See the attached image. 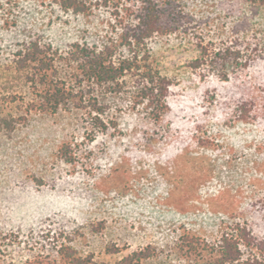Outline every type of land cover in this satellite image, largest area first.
I'll return each instance as SVG.
<instances>
[{"label": "rangeland", "instance_id": "374dc122", "mask_svg": "<svg viewBox=\"0 0 264 264\" xmlns=\"http://www.w3.org/2000/svg\"><path fill=\"white\" fill-rule=\"evenodd\" d=\"M173 5L179 22L148 41L142 60L176 81L170 111L151 121L129 74L105 98L100 130L75 108L27 112L16 53L31 41L61 51L75 42L102 47L118 34L109 11L0 0V264H71L67 245L99 264L139 251L150 255L136 264H196L238 226L264 236V116L237 119L230 94L244 89L232 82L236 62L226 54L264 39V4ZM263 73L254 67L250 83ZM66 143L74 162L61 154ZM193 236L202 241L196 250Z\"/></svg>", "mask_w": 264, "mask_h": 264}, {"label": "trees", "instance_id": "16d2710c", "mask_svg": "<svg viewBox=\"0 0 264 264\" xmlns=\"http://www.w3.org/2000/svg\"><path fill=\"white\" fill-rule=\"evenodd\" d=\"M64 11L90 15L104 8L113 18V31L117 38L102 47L96 44L72 43L61 51L52 45L42 46L38 41L22 45L16 55V64L23 70L28 84L27 112L57 113L63 108H75L86 113L93 126L107 129L105 121L108 94L117 93L127 75L139 80L135 103L142 105L145 115L159 122L170 111V101L175 94L176 81L152 68L148 41L162 33L175 18L174 0H47ZM264 4V0H245ZM182 10V6L178 7ZM180 13V12H179ZM175 14V15H174ZM166 19V22L164 21ZM246 40L227 49L228 58L236 62V75L232 82L240 85L242 93H231L237 119L247 121L258 112L264 116V73L257 85L250 83L249 73L254 67L264 65V39ZM127 50L129 55L124 56ZM76 151L69 144L61 147L67 162L76 161ZM200 245L199 237L188 238V246ZM242 246L249 249L244 256ZM71 264H99L76 256V251L65 246ZM211 257L196 264H264V236L257 237L246 226L225 232L220 244L210 247ZM149 252H133L115 264H136ZM110 264V263H100Z\"/></svg>", "mask_w": 264, "mask_h": 264}]
</instances>
